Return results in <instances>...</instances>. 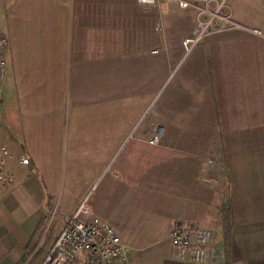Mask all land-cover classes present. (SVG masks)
<instances>
[{"label":"crops","instance_id":"obj_1","mask_svg":"<svg viewBox=\"0 0 264 264\" xmlns=\"http://www.w3.org/2000/svg\"><path fill=\"white\" fill-rule=\"evenodd\" d=\"M193 1L214 8L215 0ZM223 3L232 24L185 52L195 10L174 2L0 0L8 38L0 134L17 147L13 161L0 146L8 153L0 264L21 261L46 210L62 207L67 219L83 198L127 247V264H197L180 261L168 241L176 221L211 230L201 264H264V0ZM157 45L170 64L185 63L190 85L152 108ZM208 121L215 126L203 135ZM160 123L170 125L150 143ZM192 134L212 140L211 155L188 147ZM20 153L27 166L18 165Z\"/></svg>","mask_w":264,"mask_h":264},{"label":"built area","instance_id":"obj_2","mask_svg":"<svg viewBox=\"0 0 264 264\" xmlns=\"http://www.w3.org/2000/svg\"><path fill=\"white\" fill-rule=\"evenodd\" d=\"M134 1L144 6L174 2L180 8H193L195 27L192 33L181 41L185 52L189 51L207 33L220 28L223 24H232L228 15H221L219 12L224 6V0H215L212 10H207L193 0ZM213 19H217L219 26H213ZM154 29L157 32L160 31L158 22ZM251 31L256 35H261L259 30L252 29ZM7 45L8 38L0 28V99L2 97L1 83L5 76ZM155 141L156 139L153 138L149 142L154 143ZM7 156L6 149L0 147V180H4L3 168ZM18 159L23 165L29 163L23 153L18 155ZM9 180V178L6 179V181ZM167 238L180 261L187 258L193 263L201 264L205 260L211 230L208 227L176 221L171 225ZM39 264H127V247L119 242L113 227L106 220L90 212L86 199L83 198L46 247Z\"/></svg>","mask_w":264,"mask_h":264},{"label":"rangeland","instance_id":"obj_3","mask_svg":"<svg viewBox=\"0 0 264 264\" xmlns=\"http://www.w3.org/2000/svg\"><path fill=\"white\" fill-rule=\"evenodd\" d=\"M222 13H223V11H221L220 14L223 15ZM161 36H163V34H162V30L160 29V31H158L156 33L157 42H159ZM157 44H159V43H157ZM155 50H156L155 53H158L156 55V64H157L156 80L157 81H156V97L154 100L155 104L153 101L150 105L152 108H154L156 106H162L163 104L165 105L169 101V99L171 98L172 94L177 92V90H175V89L178 88L181 84L186 83L188 86L190 85L189 82L187 81V76L184 74L185 73L184 70H185V66H186L185 63L180 60L177 63L173 64L174 59H171L168 56H166V54L164 53L165 51H164L163 47L161 49H159L158 45H157ZM171 62H173L172 63L173 65L170 64ZM150 106L146 107L145 110H143L142 115L147 116ZM211 116H212L211 113H209L208 119H211ZM168 125H170V124H167V126ZM195 125L196 124L192 123V124H188L187 127H192L191 130H195ZM167 126H166V124H162V123H160V125L157 124L156 129H155L156 130V133H155L156 134L155 135L156 136V138H155L156 144L161 141L160 134L158 132L166 130ZM176 126L180 127L179 124H177ZM203 126L204 127H203L202 131H203V135H205L206 130H210L211 128H213L215 126V124L208 121V122H204ZM2 129L4 130V128H2ZM177 129H179V128H177ZM3 139L4 138L0 134V146L6 147L8 152L12 153V160L13 161L16 160L17 147L13 146L12 148H10L7 145L6 141ZM202 139L203 138H196V135L192 134V137L187 140L188 147L201 146V148H203V150H204L205 156L208 157V155H211L210 151L213 147L212 140L207 139L206 137L203 140ZM151 140H149V141H151ZM214 146H215V144H214ZM212 156H214V155H212ZM213 160H214L213 163L216 164V158ZM19 164L21 166H23V164L18 163V165ZM24 166H27V165H24ZM219 173L221 176V171ZM67 212L68 211L66 209H63L62 207H58V206H54V208L52 207V208H49L48 210H46L45 219L43 218L44 219L43 220V223H44L43 230H42V234L40 236L39 242L41 240L46 239L47 233L50 234L49 239L54 238V236L56 235V233L60 229L61 222L65 221Z\"/></svg>","mask_w":264,"mask_h":264},{"label":"trees","instance_id":"obj_4","mask_svg":"<svg viewBox=\"0 0 264 264\" xmlns=\"http://www.w3.org/2000/svg\"><path fill=\"white\" fill-rule=\"evenodd\" d=\"M225 203L221 206V230H222V240L223 244L226 247L229 244V231L230 224L227 219V214L225 213ZM45 219V218H44ZM43 218L39 219L33 232L31 233L27 243L23 249V255L21 261L18 264H39L43 254L45 253L46 247L49 242V235L46 234V239L39 242L40 236L43 230Z\"/></svg>","mask_w":264,"mask_h":264}]
</instances>
